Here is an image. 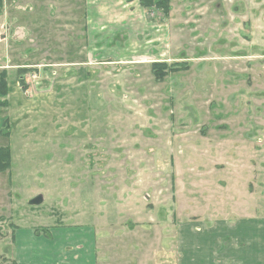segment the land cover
<instances>
[{"label":"rangeland","instance_id":"1","mask_svg":"<svg viewBox=\"0 0 264 264\" xmlns=\"http://www.w3.org/2000/svg\"><path fill=\"white\" fill-rule=\"evenodd\" d=\"M169 5L0 0V264L15 227L96 234L101 263L262 264L264 0Z\"/></svg>","mask_w":264,"mask_h":264},{"label":"crops","instance_id":"2","mask_svg":"<svg viewBox=\"0 0 264 264\" xmlns=\"http://www.w3.org/2000/svg\"><path fill=\"white\" fill-rule=\"evenodd\" d=\"M48 243L39 238L35 231H23L15 227L12 235L11 257L16 264H109L101 263L104 255L98 244L96 234L87 242H74L72 239ZM82 252V253H81ZM264 264V257H262ZM253 260L260 264L261 258Z\"/></svg>","mask_w":264,"mask_h":264},{"label":"trees","instance_id":"3","mask_svg":"<svg viewBox=\"0 0 264 264\" xmlns=\"http://www.w3.org/2000/svg\"><path fill=\"white\" fill-rule=\"evenodd\" d=\"M142 7H156L159 8L164 14H168L170 10L169 0H139ZM156 67H161L162 63H154ZM7 95L6 90V72L0 73V108L6 107V101H1V98H5ZM1 132V130H0ZM3 136H8L5 133ZM10 169V151L8 147L0 148V173ZM10 264H16L13 260Z\"/></svg>","mask_w":264,"mask_h":264},{"label":"water","instance_id":"4","mask_svg":"<svg viewBox=\"0 0 264 264\" xmlns=\"http://www.w3.org/2000/svg\"><path fill=\"white\" fill-rule=\"evenodd\" d=\"M41 202H42V199H41V197L38 196V197H35L33 200H31L30 204L35 205V204H39Z\"/></svg>","mask_w":264,"mask_h":264}]
</instances>
